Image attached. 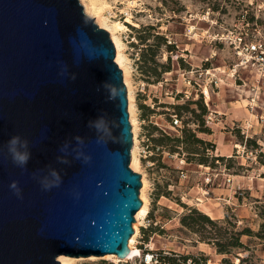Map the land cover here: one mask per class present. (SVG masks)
Instances as JSON below:
<instances>
[{"label":"rangeland","instance_id":"obj_1","mask_svg":"<svg viewBox=\"0 0 264 264\" xmlns=\"http://www.w3.org/2000/svg\"><path fill=\"white\" fill-rule=\"evenodd\" d=\"M96 3L121 24L115 36L127 69L138 159L131 167L130 151L129 167L140 174L142 203L146 180L147 210L132 222L141 256H69L72 264H145L146 254L154 255L146 264H156L171 251L192 256L179 264H264V61L257 52L240 51L250 43L264 48V0ZM184 128L204 141L207 161H199L189 142L176 140ZM192 208L214 224L184 227L180 218ZM244 228L252 234L239 236L241 247L217 252L213 240L227 243Z\"/></svg>","mask_w":264,"mask_h":264},{"label":"water","instance_id":"obj_2","mask_svg":"<svg viewBox=\"0 0 264 264\" xmlns=\"http://www.w3.org/2000/svg\"><path fill=\"white\" fill-rule=\"evenodd\" d=\"M131 148L109 32L79 0H0V264L124 259L142 205Z\"/></svg>","mask_w":264,"mask_h":264},{"label":"trees","instance_id":"obj_3","mask_svg":"<svg viewBox=\"0 0 264 264\" xmlns=\"http://www.w3.org/2000/svg\"><path fill=\"white\" fill-rule=\"evenodd\" d=\"M201 108L204 110V107L201 106ZM175 118L177 117L175 116ZM182 131L184 132V138L179 139L178 137L176 138V140L180 142L183 141L189 142L190 145L192 146L190 151L194 154L199 153V157H198L199 161L202 163L207 161L209 158V153H207L208 150H206L208 147L203 145L204 141L196 137L195 133L190 131V129L184 128ZM180 222L184 227L190 229L191 231H197L200 227L204 228V226L214 224V221L210 219L208 215L202 213L201 211L195 208H192L190 209V211H188V213L183 214L180 218ZM241 234L251 235L252 231L249 228H244L239 231H235L231 234L230 239L227 241V243H221L220 239L213 240L214 244L217 246V252L231 254L232 253L231 250H233L236 247H241L242 243L238 240ZM201 241L210 243L211 241L210 236H203ZM153 257L154 255L152 256V258ZM189 258H192L190 254L182 255V254H176L175 252L171 251L170 253H167L165 255H160L158 259L156 258L157 259L156 264L159 263L160 260H162V263L164 264H179L176 260L182 259L184 262H186V260ZM242 260L243 259H240V262Z\"/></svg>","mask_w":264,"mask_h":264},{"label":"bare ground","instance_id":"obj_4","mask_svg":"<svg viewBox=\"0 0 264 264\" xmlns=\"http://www.w3.org/2000/svg\"><path fill=\"white\" fill-rule=\"evenodd\" d=\"M80 1L84 5L85 12L88 13L89 15H92V17L95 18V22L100 27L105 28L110 33V38H111V40L115 46V49H116L115 61L123 71V79H124V82L127 86L128 100H129L128 109H129V112L131 113L132 96L130 94L129 84H128L127 78H126L127 69L122 63V54H121V50H120V42H119L118 38L115 36V31L121 27V24L119 22H111L109 20V18L103 14L102 10H103L104 4L103 5L97 4L96 0H80ZM132 2L133 1H130V3H132ZM205 92L207 94V90ZM130 120L133 123V118H132L131 114H130ZM133 135H134V137H133L134 145H133V148L131 149V167L136 166L138 164V159L135 156V149H134L135 143H136L134 128H133ZM145 182H146L145 178L142 177V185L143 186L141 189L140 196L143 200V203H142L141 207L139 208V210L135 213L136 219H138L141 216H144V214L147 210V199L145 197V194L143 193V189L145 187ZM134 228H135V232H134V234H132V236L129 238V241H128L129 252H128L127 256L124 258L125 260L132 259L134 257H139L142 255L141 250L138 247L133 245L134 237H135L136 232H137V225L136 224H134ZM105 257H113L115 260H118L117 256L114 254H107ZM149 257H150V254H148V258ZM57 259L59 260L60 264H72V261L74 260L73 258H71L67 255H59L57 257Z\"/></svg>","mask_w":264,"mask_h":264},{"label":"clouds","instance_id":"obj_5","mask_svg":"<svg viewBox=\"0 0 264 264\" xmlns=\"http://www.w3.org/2000/svg\"><path fill=\"white\" fill-rule=\"evenodd\" d=\"M18 143H19V139L18 138H16V137L12 138V140L10 141V144H9V150L12 153L14 160L17 163L23 165V164H25L27 162L28 154L27 153H20V152L17 151L15 146ZM25 146H26V144H25ZM12 187L13 188L16 187L15 183H13Z\"/></svg>","mask_w":264,"mask_h":264},{"label":"built area","instance_id":"obj_6","mask_svg":"<svg viewBox=\"0 0 264 264\" xmlns=\"http://www.w3.org/2000/svg\"><path fill=\"white\" fill-rule=\"evenodd\" d=\"M243 50H246V51L247 50H251V52L259 53L260 54L259 57L261 58L262 61H264V48H262L261 44H252V43H250V45L246 44L245 47H243V49L240 50V51H243ZM240 51H238V52H240ZM246 61H248V60H246ZM263 72H264V70H262V74H264ZM177 122H178V119L174 118L173 119V124L176 125ZM152 256L153 255L151 254L150 257L148 258V254H146L144 261L146 263H149L151 261V259H152Z\"/></svg>","mask_w":264,"mask_h":264}]
</instances>
